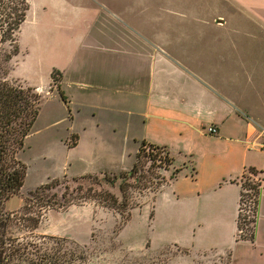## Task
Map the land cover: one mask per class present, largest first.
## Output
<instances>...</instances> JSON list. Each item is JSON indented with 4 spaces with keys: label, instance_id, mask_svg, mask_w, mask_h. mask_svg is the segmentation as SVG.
I'll return each mask as SVG.
<instances>
[{
    "label": "rangeland",
    "instance_id": "374dc122",
    "mask_svg": "<svg viewBox=\"0 0 264 264\" xmlns=\"http://www.w3.org/2000/svg\"><path fill=\"white\" fill-rule=\"evenodd\" d=\"M240 1L256 7L258 14H264V0ZM26 2L29 11L18 35L19 54L13 60L10 78L36 89L41 102L37 118L17 154V159L26 166L24 183L19 193L7 200L5 211L18 212L27 194L41 185L85 175L98 176L99 183L90 182L83 187L103 189L119 200L120 180L110 185L103 181L102 175L112 177L128 171L135 162L141 142L145 141L165 147L174 166H186L179 179L182 182L166 186L156 196L161 188L156 180L149 182L145 189L141 186L128 188L127 205L137 207L130 211L125 222L120 221L116 212L104 208L102 199L96 198L82 205L48 211L34 234L64 240L77 255L84 253V259L73 264H223L228 261L227 256L232 255L234 243L255 246L256 249L247 251L246 261L263 263L264 197L255 217L257 238L254 239L252 233L243 240L238 233V202L234 243L232 240V247L225 248L226 245L217 242L215 235L201 233L202 227L197 223L200 217L194 212L195 204L173 189L186 191L190 183L186 184L182 179L190 177L192 168L198 172L202 161L206 167L222 171L227 163L226 157L210 154L218 152L216 144L199 143L195 147L187 139L169 138L166 133H141V122L136 116L130 118L127 114L125 92L108 89L95 93L84 85L71 82L75 68H81L79 75L84 76V80L89 68L87 60L83 65L80 61L81 53L86 51L85 43L74 47L73 40L94 34L96 16L111 18L118 25L127 24L131 35L166 41L173 37L175 42L177 36L185 38L186 35L217 32L211 21L227 12L231 14L232 1ZM72 51H77L78 58L74 62L68 59ZM94 67H99L98 63H94ZM203 145L213 147L204 153L206 158L201 156L203 149L190 152L191 148H204ZM141 162L145 168L149 166L144 158ZM254 162L262 175H255L250 183L259 182V195L264 196V154H255ZM69 186L74 187V184ZM62 191L63 187L57 190ZM207 239L212 240L211 243Z\"/></svg>",
    "mask_w": 264,
    "mask_h": 264
},
{
    "label": "crops",
    "instance_id": "0c3cea01",
    "mask_svg": "<svg viewBox=\"0 0 264 264\" xmlns=\"http://www.w3.org/2000/svg\"><path fill=\"white\" fill-rule=\"evenodd\" d=\"M231 1L232 13L211 21L217 32L177 36L175 42L173 37L166 41L131 35L127 24L96 16L94 34L72 43L74 47L85 43L80 59L82 65L89 62L85 80L79 75L81 68H75L71 78L95 93L108 89L125 92L127 114L141 122V133H166L169 138L187 139L195 147L199 143L218 146V152L210 154L226 157L222 171L206 167L202 161L198 172L192 168L190 177L182 179L190 183L186 191L173 189L195 204L201 233L215 235L225 248L232 240L234 243L241 180L244 176L245 181L254 180L246 169L262 175L254 155L264 154L259 150L264 144V14L240 0ZM75 52L68 56L73 62L78 58ZM210 126L216 128V135L205 133ZM203 147L190 152L203 149L201 156L206 158L204 153L213 147ZM180 167L183 171L154 196L166 186L182 182L179 179L186 166ZM263 197L258 195L256 215ZM256 229L257 222L254 239ZM242 244L234 243L232 255L223 264H264L246 261L247 251L256 247Z\"/></svg>",
    "mask_w": 264,
    "mask_h": 264
},
{
    "label": "trees",
    "instance_id": "16d2710c",
    "mask_svg": "<svg viewBox=\"0 0 264 264\" xmlns=\"http://www.w3.org/2000/svg\"><path fill=\"white\" fill-rule=\"evenodd\" d=\"M28 11L26 0H0V264H73L84 259V253L77 255L64 240L34 234L48 211L63 210L100 198L104 208L116 212L120 215V221L125 222L130 211L137 207L127 205L128 188L141 186L145 189L153 180L162 188L184 168H174V160L165 147L143 141L128 171L112 177L102 175L103 181L110 185L120 180L119 200L103 189L83 187L86 183H99L98 176L85 175L41 185L27 194L18 212L5 211L7 200L17 195L24 183L26 166L17 159V154L22 150L24 140L37 118L41 102L36 89L10 78L13 60L19 54L18 35ZM142 158L149 162L148 167H144ZM168 171L172 172L167 179L164 174ZM249 171L253 175L257 173L254 169ZM70 183L74 187H70ZM245 183V187L253 190L257 210L260 183ZM61 187L63 191L57 192ZM250 222L254 228L255 218Z\"/></svg>",
    "mask_w": 264,
    "mask_h": 264
},
{
    "label": "built area",
    "instance_id": "2783aa9c",
    "mask_svg": "<svg viewBox=\"0 0 264 264\" xmlns=\"http://www.w3.org/2000/svg\"><path fill=\"white\" fill-rule=\"evenodd\" d=\"M205 133L210 136H214L216 135L217 130L215 127L210 126L205 130ZM259 150L260 152L264 153V144L259 145ZM248 176L249 178H254L255 175L250 173L248 174ZM245 182L250 183L252 181L248 179L247 181L244 180V183H241L242 187H241V194L239 198V208H238V222L240 223L241 228L238 229V233L242 235V237L247 239L252 235L253 223L250 221H252L255 218L256 204L254 202L255 196L253 190L245 187L243 185L245 184ZM244 219H246L245 223H244Z\"/></svg>",
    "mask_w": 264,
    "mask_h": 264
}]
</instances>
